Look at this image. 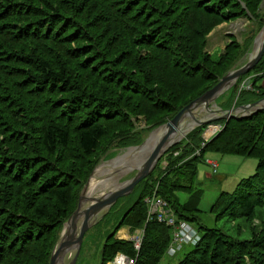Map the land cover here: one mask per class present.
I'll list each match as a JSON object with an SVG mask.
<instances>
[{
  "label": "trees",
  "instance_id": "1",
  "mask_svg": "<svg viewBox=\"0 0 264 264\" xmlns=\"http://www.w3.org/2000/svg\"><path fill=\"white\" fill-rule=\"evenodd\" d=\"M169 1H133L136 4L134 11L142 13L139 19H132L133 15L127 18L118 12L113 13L115 20L110 19L113 22H110L109 31L114 35L118 32L120 38L126 39L125 44L129 43L126 50L121 46L118 48L117 42L121 40L113 36L117 42L111 49L112 59H118L119 56L113 55L118 49H122L118 52H122L121 59L122 55L130 56L127 52L139 37L132 38L139 35L144 48L134 62V66H140L135 74L144 78L142 76L149 73L148 77L153 81L149 83L141 79L123 86L120 77L111 74L114 82L105 80L99 85L91 83L89 88L84 87L88 92H85L88 96L85 103L84 94L81 98H63L68 91L77 88H72V78L66 67H52L51 61L41 60L33 65L34 70L29 57L22 58L16 53L10 56L1 45L7 34L12 43L22 37L59 41L65 37L64 32L71 33L67 40L82 42L85 34L75 21L78 16L74 14V4H69V0H0V60H4L3 66L7 63L28 66L34 70L29 74L30 83L37 84V87L41 83H46V87L55 85L58 90L63 86L61 91L66 90L60 100L48 102L46 99V104L35 88L26 89L43 107L40 112L43 119L36 121L34 117L32 121L36 125H32L24 111L18 112L20 107L14 98L4 93L0 96V264H49L59 239V236L53 238L54 230L62 229L76 210L84 185L97 162L111 148L107 146L101 153L103 155L92 162L100 146L106 142L116 147H124L127 143L142 144L144 132L167 123L190 102L213 88L240 62L244 51L243 45L233 39L223 54L213 58L205 51L207 36L222 23L239 17L255 22L261 19L258 10L263 0H201L202 3L188 0L191 4L185 0H173L175 5H170ZM260 24L264 26L263 19ZM257 29L250 32L251 40L261 32L259 25ZM87 40L89 45L93 43ZM85 50L87 52L79 58L80 61L98 54L95 47L90 53L87 48ZM12 56L15 61H9ZM261 72H264V56L254 70L242 76L230 89L221 108L229 110L233 107L240 91L239 83L246 77H253L254 87H257L264 78L258 74ZM161 84L170 91H161ZM261 88L240 93L236 105L264 99V89ZM147 91L154 95L153 101L142 98L135 103L136 98ZM79 102L83 103L85 119L77 123V118L81 117L77 112ZM59 115L66 118L65 124ZM141 115L146 118V127L140 131L131 118L138 120ZM217 124L225 127L210 142L203 139L208 126L205 125L193 130L186 141L172 146L154 172L139 183L130 196L123 198L124 202L116 205V210L111 209L103 220L109 222L108 216L120 210L118 218L114 217L119 221L117 230L128 227L134 233L143 229L145 234L139 253L135 252L130 241L115 238L117 230L110 234L102 246L101 264L112 262L119 253L137 258V264H157V260L151 258L158 256L160 259L162 254H167L172 229L156 219L146 223L148 206L145 199L154 193L167 202L178 220L196 224L202 233L201 240L191 246L188 255L178 264H264V214L259 213L264 209V111L245 119H232L227 124L225 121ZM37 141L41 144L39 152ZM72 144H77L80 152L71 154L74 151L70 149ZM208 152L258 161L255 175L240 180L233 195L221 192L211 208L217 212V220L252 222L257 218L259 225L250 227L254 231L249 238H241L242 231L239 230L235 236L227 235L226 230L205 228L198 223L204 192L197 190L194 184L197 167L204 162V155ZM164 161L165 168L161 167ZM177 192L186 193L187 199H182ZM224 238L236 250L234 257H228L229 250H224ZM152 250L155 251L150 253ZM196 252L201 253L199 258L193 256L192 253Z\"/></svg>",
  "mask_w": 264,
  "mask_h": 264
},
{
  "label": "rangeland",
  "instance_id": "2",
  "mask_svg": "<svg viewBox=\"0 0 264 264\" xmlns=\"http://www.w3.org/2000/svg\"><path fill=\"white\" fill-rule=\"evenodd\" d=\"M133 1H140V0H133ZM133 1L132 0H69V4H74L75 6L74 14L75 15L77 14L78 16L75 21L80 26V28L84 30V31L82 30V32H84L85 36H83L82 42H78L80 44L76 43L77 41H75L74 39L67 40L68 35L71 34L70 33L67 35V32H64L65 37L63 38V40H59V41L57 40L49 41L41 38L26 39L25 37H22L21 38L22 40L16 43H12L11 42L12 38L7 37L10 35L8 34L5 35L4 37L5 39L1 42V45L4 47V49L7 52H9L10 56L16 53L17 55H21L22 58L29 57L31 59L29 63L32 64V67L33 65L36 66V64H38V62L41 60L51 61L50 64L52 67L55 66L57 67L59 65L63 66L64 68L66 67L68 71V76L72 78V82H71L72 88L74 87L77 88L74 89V91H68L65 95L66 90L61 91L63 89V86H60L58 90L55 85H52L51 87H46V83H41V84L38 83L39 85L37 87V84H32L28 80V78L31 76L29 74H32L36 68L33 67L34 68L33 70V68H29L28 66L11 65L9 63H7V66H3L2 62L4 60L2 61L0 60L1 61L0 62V96H4V94H7L10 95L11 98H14L15 104L20 107V109H18V112L24 111L28 115V119L30 118V122L32 123V125L33 124L36 125V122H32V121H34V117L36 118V121H40L43 119V116L40 114V112L43 110V107L38 102L37 98H35L32 94L30 95L31 92L26 89L31 90L35 88L34 90H37L39 92L37 94L41 95L40 98L43 97L46 104L47 101L54 102L60 100L62 98V95H65L63 98L69 96H78L79 98H81L83 94L85 95L84 97L86 99L85 100L86 103L88 101V96H86V93L88 92L84 90V87L89 88L90 86H88V84L91 83H95V85H99L105 80L107 81L110 80L114 82V78L110 77L111 74L112 76L115 74L116 76L120 77L123 86L127 85L129 81H135V80L137 81L141 79H144L146 82L149 81L152 82L153 81L151 80L152 78L148 77L149 73L146 74V76L143 75L142 77L144 78H140L141 77L140 75L138 76L136 75L137 74L136 70H139L140 66L139 67L134 66V62H136V60L140 57V53L144 48V43L143 41H141L140 36L136 35L133 38L132 36H130V38L132 39L136 40L137 37H139V39L135 41L134 42L135 44H132L131 49L128 50L127 54H131V55L130 56L126 55L124 57L122 55V59H121L120 55L122 52L120 54L118 52L119 50L122 49L126 50V47L129 46V43H127L128 45L125 44L126 39L124 37L120 38L118 32L116 33L117 35H114L113 31H109L110 22H113L110 19L115 20L113 14L115 12H118L119 13L118 15H122L127 18L133 15L131 16L132 19H136V18L139 19L142 16V13L140 11L138 12L134 11L136 4H134ZM199 1L201 2V0ZM185 2L187 4H191V2L188 0H185ZM173 3H174L173 0L169 1L170 5H172ZM258 13H260V17L261 19H263L264 22V0L262 1L259 7ZM261 19H258L255 22V21H250L246 17H239L231 22L222 23L216 29H214L211 34L207 36L206 38L207 44L205 51L211 54V56L213 55V58L217 56L219 57L220 54H223L225 52L227 44L231 42L233 39H235L236 41H238V43L243 45L244 53L242 54V58L238 63L239 66H243L250 59L255 48L256 40L259 36L258 33V35H256L254 39L251 40L250 32L258 30L257 29L258 25H259V31L260 30L262 31L264 28V26L260 24ZM115 23H116L115 27H117V22ZM113 36L114 37L117 36V38L121 40V42L118 43L117 41L113 40L114 38ZM87 39H90L93 43L89 45ZM98 40L101 41L100 44ZM103 40H105V44L103 43ZM116 42H117V47L121 46L122 49H118L116 54H113L119 56L117 60H114L112 59L111 56L112 54L110 53L113 45ZM93 47H95V51H97L98 54L94 56H87L84 60L80 61L79 58L82 55H85L84 53L87 52L86 50L83 51V49L87 48V50L89 51L88 53H90L91 52L90 50H92ZM9 61H15V58L12 56V59H10ZM258 74H260V77H264V72ZM32 76L36 77V75H32ZM246 79L247 77L242 82L239 83V86ZM36 81L39 82V80L37 79ZM117 81L119 82V80ZM245 85H248V82H245ZM159 87L163 92L170 91L168 87L166 88L162 87V84ZM257 87L259 88L262 87L261 89H264V78L259 82ZM257 87H254V84L250 82V86H249L250 90L240 89L239 93H243V92L251 93L255 91ZM228 92H230V90ZM228 92L225 93V95H223L220 100H218L217 103L218 107H221L222 104L226 101L229 94ZM153 97L154 95H151V93L148 94L147 91L143 93L142 97L138 96V98H136L135 103H139V101H141L142 98L153 101ZM237 97L235 99L232 108L237 107L236 102L237 103L239 102ZM78 104H79V108L77 109V112L79 113L78 115L81 114V117L77 118L76 120L77 123L85 119L84 112H82L84 110L83 103L79 102ZM243 105H247V104L241 103L239 106H243ZM158 106H160V104H158ZM43 115H45V112L43 113ZM59 117L64 119V124H65L66 118L61 115H59ZM135 119L137 118L134 117L131 118L133 124L135 123L136 128L138 130L141 131V128L146 127V118H144V115L138 117V120ZM45 121L46 119L43 122ZM216 124L217 123L212 124L214 126H211L209 129L212 131L217 129ZM154 130H152L151 132H146V133L144 132L142 134L141 138L143 139V143H145V141L149 138V136ZM191 132H188L184 138H182L180 141L177 142V144L181 143L182 141H186V138L189 137L188 135ZM209 135L210 134H207L206 136L208 137ZM74 143H76L75 140ZM106 143L102 144L98 149V151L96 152V154L92 157V162H94V160L97 161L98 156L100 157L101 155H103L101 153L106 149V147L107 146L111 147L109 150H107L104 153L105 155H103L100 158L99 162H97L96 164L97 165L96 167H99L102 164H106L114 160L116 157L125 154L128 148L129 149L137 148L143 144L142 143L140 145H133L127 143L124 147L120 146L121 147L120 148L113 146L111 144L107 145ZM36 148L38 152L41 149V144H39L38 141L36 143ZM70 149L74 150L73 153L71 154L80 152V148L77 146V144H72ZM176 155H178V153H176ZM165 160L167 161V159ZM166 161H164L163 164L161 163V167L163 168L166 167L167 165ZM206 161H211V163L219 164L217 172H214L212 167L209 166L206 163ZM257 165H258V161L253 158H244L235 155H220L214 152L206 153L204 155V162L200 163L197 167V181L194 184L197 190H202L204 192L203 198H201L200 200L201 202L199 205L200 207L199 209L202 213L198 217V223L203 225V227L205 228L209 227V228L222 229V232H224L223 230H226L227 235L233 234L235 236L237 230H239L242 231V234L239 235L241 236V238L243 237L249 238L254 231V230H250V227L252 225L253 226L259 225L257 218H254L252 222H248L242 219H238L236 221H231V222L225 220H217V212L211 211V208L214 202L216 201V199L218 198V195L221 194V192L228 195H233L236 190L237 184L240 180L248 179L249 177L254 176L256 173ZM135 173L136 170L135 171L130 170L128 173L122 175L119 178V183L124 184L128 180L132 179L135 176ZM156 174L157 173H155V175ZM155 190L156 188L154 189V191ZM177 193H179L182 199L185 198L187 199L188 195L186 193L183 192H177ZM147 198L148 197H146V199ZM122 199H119L117 203L113 206L114 210H116V205L118 204L121 205L124 202V200ZM259 213L262 216L264 214V209L259 211ZM119 214H120V210H118L114 214H110L107 218L109 222H107L106 220H102L95 228H93L86 234L77 264H99V257L102 253V246L104 242L109 239L110 234L113 235L117 230L116 226L119 221H115L116 219H114V217L118 218L117 216ZM192 226L196 230H198L197 229L198 226L196 224ZM62 230L63 228L61 229V227L58 228V230H54L53 238L60 236ZM139 230H143V229H139ZM121 233L127 234L124 228H121L117 230L115 234V238L119 239L118 238L119 235L122 236V239L120 240H123V238H128L129 236L128 234L127 237H124V234L122 235ZM224 241L225 244L223 243L222 245L224 246V250L227 249L226 250L227 252L229 250L228 257L231 256L234 257V254L237 253L236 250L234 251V248H231L226 238H224ZM191 248H192L191 244H189L187 246H184L183 250L180 251L174 257H170L168 255H165L164 253V255L162 254L160 259L157 256V257H152L151 260L152 261L157 260L158 262L157 264H178V262H180L182 258H185L188 255L187 253L191 250ZM154 251L155 250H152L150 251V253ZM192 254L196 258H199V256L201 255L200 252H196ZM207 254L210 256V251Z\"/></svg>",
  "mask_w": 264,
  "mask_h": 264
},
{
  "label": "water",
  "instance_id": "3",
  "mask_svg": "<svg viewBox=\"0 0 264 264\" xmlns=\"http://www.w3.org/2000/svg\"><path fill=\"white\" fill-rule=\"evenodd\" d=\"M259 36H261V39L258 43L257 49H254L246 64L243 66L237 64L226 75H224L213 88L190 102L171 120L156 128L151 133L152 135L156 132V138L153 142L154 147L148 158L141 163V165L130 169L132 171L136 170L135 176L132 179L128 180L123 186L112 192L104 191L98 195L89 196L88 190L90 182L98 167L94 169L81 191L76 210L64 224L59 239L51 253L49 264H77L86 234L95 228L110 213L112 207L119 199L130 196L136 186L153 173L163 155L172 146L177 144V142L172 145L170 143L174 141L173 139L176 136L175 133L177 131L176 128L186 115L200 107L208 109L212 115L206 119L196 120V125L191 130L193 131L197 127L208 125L203 134V139L206 140V134L210 130L209 128L214 126L212 124L220 121H225V124H227L232 119H245L264 110V99L247 105L237 106L229 110H225L217 105L219 98L232 89L242 76L254 70L262 60L264 56V28L259 33ZM240 110H243L242 114H238V111ZM216 126L217 129H215V131H221L225 127L220 124H217ZM151 135L140 147H143L153 138ZM106 242L107 240L104 244ZM101 262L100 255L99 264H101Z\"/></svg>",
  "mask_w": 264,
  "mask_h": 264
},
{
  "label": "bare ground",
  "instance_id": "4",
  "mask_svg": "<svg viewBox=\"0 0 264 264\" xmlns=\"http://www.w3.org/2000/svg\"><path fill=\"white\" fill-rule=\"evenodd\" d=\"M260 39L261 36L258 37L254 49H257ZM239 94L240 93H238V95ZM242 113L243 110L238 111V114H242ZM211 115L212 114L208 111L207 108L200 107L198 109L193 110L191 113L186 115V117H184L181 123L177 126L176 128L177 131L175 133L176 136L173 139L174 141L171 142L170 144L172 145L173 143L178 142L182 138H184L186 134L189 131H191L193 127L196 125V120L206 119ZM211 131L212 130L208 131L207 134H211L213 132ZM155 134L156 132H154L151 135V137L153 138L149 140V142L146 143L143 147L133 148V149L128 148L125 154L116 157L114 160L106 164L100 165L97 168L93 178L91 179L88 195L89 196L98 195L99 193H102L104 191L112 192L123 186L124 184L119 183V178L122 175L128 173L132 167H137L141 165V163H143L148 158V156L152 151V148L154 147L153 142L156 138Z\"/></svg>",
  "mask_w": 264,
  "mask_h": 264
},
{
  "label": "built area",
  "instance_id": "5",
  "mask_svg": "<svg viewBox=\"0 0 264 264\" xmlns=\"http://www.w3.org/2000/svg\"><path fill=\"white\" fill-rule=\"evenodd\" d=\"M251 78L253 77L247 78L243 83H241L239 88L250 90V82L253 83ZM245 82H248V85H245ZM217 132L220 131L214 130L208 137H206V140L213 137ZM207 163L212 167L214 172H216L218 164L211 163V161H207ZM145 202L148 206V218L146 223L156 219L159 223H163L172 229V241L167 249L168 256L174 257L183 250L184 246L189 244H191V246H195L201 240V236L198 231L188 222L178 220L168 204L164 202L163 199L158 197L156 193L153 196L148 197ZM144 234V230H137L133 235L129 236L133 242V247L136 253H139L141 250ZM109 264H137V259L135 257H129L125 254H118L114 261Z\"/></svg>",
  "mask_w": 264,
  "mask_h": 264
},
{
  "label": "crops",
  "instance_id": "6",
  "mask_svg": "<svg viewBox=\"0 0 264 264\" xmlns=\"http://www.w3.org/2000/svg\"><path fill=\"white\" fill-rule=\"evenodd\" d=\"M219 165V164H218ZM124 230H125V232L128 234V235H131L132 234V232H131V230H129L128 228H124ZM122 235L124 234V233H121ZM127 234L125 235L124 234V237H127ZM118 238L119 239H122V236H118ZM123 239H127V238H123Z\"/></svg>",
  "mask_w": 264,
  "mask_h": 264
},
{
  "label": "flooded vegetation",
  "instance_id": "7",
  "mask_svg": "<svg viewBox=\"0 0 264 264\" xmlns=\"http://www.w3.org/2000/svg\"><path fill=\"white\" fill-rule=\"evenodd\" d=\"M219 133H220V132H217L213 137H211V138L209 139V142H210L213 138H215ZM129 241H130V240H129ZM130 242L133 244L132 241H130Z\"/></svg>",
  "mask_w": 264,
  "mask_h": 264
}]
</instances>
